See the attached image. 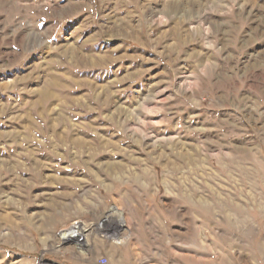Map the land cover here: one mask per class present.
<instances>
[{
    "label": "rangeland",
    "instance_id": "1",
    "mask_svg": "<svg viewBox=\"0 0 264 264\" xmlns=\"http://www.w3.org/2000/svg\"><path fill=\"white\" fill-rule=\"evenodd\" d=\"M0 264H264V0H0Z\"/></svg>",
    "mask_w": 264,
    "mask_h": 264
},
{
    "label": "bare ground",
    "instance_id": "2",
    "mask_svg": "<svg viewBox=\"0 0 264 264\" xmlns=\"http://www.w3.org/2000/svg\"><path fill=\"white\" fill-rule=\"evenodd\" d=\"M74 141L75 142H79V140H76V139H74ZM114 166V164L113 163H108V164H106V170H108V171H110L111 170V168Z\"/></svg>",
    "mask_w": 264,
    "mask_h": 264
}]
</instances>
